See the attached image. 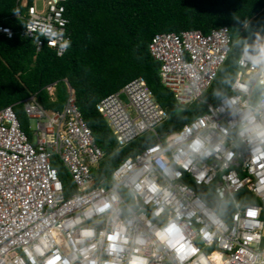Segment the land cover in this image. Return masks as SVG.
Instances as JSON below:
<instances>
[{"label": "built area", "instance_id": "2783aa9c", "mask_svg": "<svg viewBox=\"0 0 264 264\" xmlns=\"http://www.w3.org/2000/svg\"><path fill=\"white\" fill-rule=\"evenodd\" d=\"M66 2L18 0L12 18L25 22L20 35L34 41L37 52L47 47L58 57L67 53L68 48L59 49V41L50 44L42 36L37 39L38 25L51 23L62 28L64 36L71 41ZM0 36L11 39L15 31L1 25ZM149 50L161 65L163 85L181 107L206 105V111L193 120L205 122L200 131L216 143L220 129L229 130L223 147L203 159L193 160L187 168L172 165L181 173L178 177L165 175L156 164L159 153L148 150L156 145L163 146L168 134L160 135L157 128L169 116L155 100L146 80L136 78L120 91L102 99L97 110L107 120L120 148L147 133H152L156 141L135 156L126 158L109 179L103 180L109 185L97 184L93 172L101 164L104 152L85 122L70 86L62 112L46 110L34 95L22 101L27 117L36 121L32 139L23 130L14 106L0 110V264H30L25 249L30 250L41 236L54 241L71 259L79 248L90 243L80 242L81 227H94L97 232L108 229L106 213L90 218L84 213L113 192L118 194L119 218L128 223L129 234H143L148 241L145 254L149 264H207V257L213 252L220 257L218 264H264V151L255 152L254 144L235 135L243 113L240 101L249 98L256 101L263 97L257 91L264 86V72L257 76L256 70L247 63L238 62L239 70L230 94L214 104L206 99V95L232 50L228 27L213 29L208 34L198 30L156 34ZM237 84L246 85L247 90L234 86ZM48 89L53 94L54 87ZM228 97H239L231 109L224 103ZM172 152V149L164 152L170 165ZM55 161L62 164L75 187L68 195H65V184ZM146 163L149 167L144 166ZM121 167L119 178L122 179L117 184L113 174ZM129 180L145 182L143 191L130 195L125 186ZM153 185L162 186L168 192V203L158 215L153 212L161 196L153 192ZM201 186L212 187L219 200L227 201L231 206V212L227 210L230 223L223 219L222 229L210 243L200 238V229L207 224L195 208L197 200L204 201L196 190ZM242 191L259 199L261 204L239 200L238 194ZM242 199L250 200L247 196ZM253 208L260 211L255 215L253 211L245 210ZM176 211L181 213L191 249L179 260L170 251L152 243L155 228ZM75 219L80 223L69 226L68 221ZM89 255L101 261L109 259L98 240ZM126 256L127 251L120 254L121 262ZM74 264H82L79 256Z\"/></svg>", "mask_w": 264, "mask_h": 264}, {"label": "trees", "instance_id": "16d2710c", "mask_svg": "<svg viewBox=\"0 0 264 264\" xmlns=\"http://www.w3.org/2000/svg\"><path fill=\"white\" fill-rule=\"evenodd\" d=\"M65 6L71 41L67 53L58 57L47 47L37 52L34 41L21 37L25 22L12 18L18 0H0V26L15 31L11 39L0 36V110L14 106L23 130L31 138L22 101L34 95L46 110L62 112L70 86L85 122L104 152L101 164L93 172L97 184L109 179L126 158L156 141L152 133H147L120 148L107 120L97 110L102 99L120 91L130 81L144 78L169 116L157 128L160 135L179 130L206 111L204 104L181 107L163 85L161 65L149 50L156 34L185 30L208 34L213 29L229 28L231 53L206 95L207 100L217 104L230 94L239 70L240 48L234 41L264 27V0H67ZM49 87H54L53 94ZM257 92L264 97V86ZM54 164L65 184V195L74 192L72 182L64 180L62 164L59 161ZM196 190L209 206L223 205L222 217L229 218L227 201L219 200L212 187L201 186ZM238 195L244 203L261 204L247 191ZM246 196L250 200L242 199Z\"/></svg>", "mask_w": 264, "mask_h": 264}, {"label": "clouds", "instance_id": "9594fccd", "mask_svg": "<svg viewBox=\"0 0 264 264\" xmlns=\"http://www.w3.org/2000/svg\"><path fill=\"white\" fill-rule=\"evenodd\" d=\"M39 39L42 36L48 43L59 41V49L66 50L70 46V40L64 36L63 29L57 28L51 23H42L37 27ZM240 48L238 62L247 63L258 76L264 72V27H258L245 38H237L234 41ZM59 54V53H58ZM247 90L246 85H234ZM239 97H228L224 100L225 105L230 109L235 105ZM243 113L240 121L235 128V135L240 138H246L254 144V151L259 153L264 151V97L251 101L245 99L240 101ZM205 127L203 120L193 121L190 125L183 126L179 131H173L164 138L163 146L156 145L150 148L149 153L158 152L156 164L167 176H179L181 173L172 165L179 168H187L195 159H203L210 153L223 147L224 139L228 136V129L221 128L216 143H212L210 137L203 134L201 129ZM214 127V125H208ZM168 149H172L171 165L169 157L164 154ZM145 167H149L146 163ZM123 168L117 169L113 174L117 184L121 182L119 173ZM130 195H136L143 191L145 182L138 180H129L125 185ZM59 187V185H58ZM154 193H159L161 199L157 202L158 207L153 215H158L164 210L168 203V192L162 186L153 185ZM118 194L113 192L109 198L100 199L93 204L85 213L86 218L95 214H107L109 227L107 230L101 229L99 232L94 227H81L79 230L80 242L88 241L87 247L79 248L77 254L70 259L65 255L54 241H49L46 236L39 237L32 244L31 249H25L30 264H74L76 259L81 258L82 264H149L148 256L145 254V246L148 241L143 234L131 236L128 232V223L119 218ZM195 208L199 210L207 226L200 229V238L210 243L213 237L222 229L224 221L222 219L224 206H208L204 201L197 200ZM253 211L255 215L260 211L259 208L245 209ZM80 223L79 219L69 220L68 225L72 226ZM154 245L165 248L170 251L175 259L179 260L186 251L190 249V239L186 236L185 225L181 222V213L176 211L166 221L155 228L153 232ZM103 244L104 254L109 257L107 260H98L89 255L91 249L96 247V241ZM127 251V256L121 262L120 254ZM36 257H40L39 260ZM220 257L211 253L207 257V264H218ZM22 264V262H21Z\"/></svg>", "mask_w": 264, "mask_h": 264}, {"label": "rangeland", "instance_id": "374dc122", "mask_svg": "<svg viewBox=\"0 0 264 264\" xmlns=\"http://www.w3.org/2000/svg\"><path fill=\"white\" fill-rule=\"evenodd\" d=\"M26 116V115H25ZM26 118H28V117H26ZM28 124H29V126L31 127V130H30V132L31 133H33L34 132V130H35V128H36V121L35 120H32V119H29L28 118ZM63 176H65L64 177V180L66 181V182H70L71 183V180H70V178H69V176L67 175V173L65 172L64 173V175ZM229 208H227L226 210H230V205L228 206ZM224 210H225V207H224ZM222 219H224L223 217H222ZM224 221H226L227 223H230V220H229V218H225L224 219Z\"/></svg>", "mask_w": 264, "mask_h": 264}, {"label": "crops", "instance_id": "0c3cea01", "mask_svg": "<svg viewBox=\"0 0 264 264\" xmlns=\"http://www.w3.org/2000/svg\"><path fill=\"white\" fill-rule=\"evenodd\" d=\"M31 136H32V137H31L30 139H32V138H33V134H32V133H31Z\"/></svg>", "mask_w": 264, "mask_h": 264}, {"label": "water", "instance_id": "95a60500", "mask_svg": "<svg viewBox=\"0 0 264 264\" xmlns=\"http://www.w3.org/2000/svg\"><path fill=\"white\" fill-rule=\"evenodd\" d=\"M39 102H40V100H39Z\"/></svg>", "mask_w": 264, "mask_h": 264}]
</instances>
